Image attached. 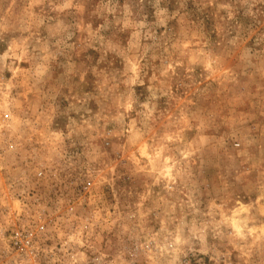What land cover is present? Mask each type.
I'll return each mask as SVG.
<instances>
[{
    "label": "rangeland",
    "instance_id": "obj_1",
    "mask_svg": "<svg viewBox=\"0 0 264 264\" xmlns=\"http://www.w3.org/2000/svg\"><path fill=\"white\" fill-rule=\"evenodd\" d=\"M42 209L99 264H264V0H0V264Z\"/></svg>",
    "mask_w": 264,
    "mask_h": 264
},
{
    "label": "built area",
    "instance_id": "obj_2",
    "mask_svg": "<svg viewBox=\"0 0 264 264\" xmlns=\"http://www.w3.org/2000/svg\"><path fill=\"white\" fill-rule=\"evenodd\" d=\"M41 175L42 172L38 171L36 174L37 179H40ZM81 185L82 192L80 196L84 199L86 198L87 201L93 200L89 184L82 183ZM84 185L87 187V190ZM70 199L73 198L70 197ZM23 207L22 205V209ZM72 209V207L68 208V210ZM45 211L47 210L42 209L41 212H36L34 217L30 219L25 211L22 210V214L17 215V220L12 227L3 231L2 237L7 243L9 253L14 255L19 264H33L29 260L30 257L45 264L48 262L51 264H62V262L69 264H99L100 260L88 254V249L92 247V237L90 235H94L100 229V225L98 226L93 219L94 212H90L91 216H84L80 220L68 218L66 223L60 222L59 224V219H49ZM72 213L70 212V214ZM103 216L104 214H102V218L99 220L100 224L105 220ZM42 228L46 230L43 234L39 232ZM57 233L63 234V238L53 239V236H56ZM80 234L86 235V238L90 236L91 239L88 242H72L69 247H65L64 238H78ZM47 237H49V241L46 239ZM58 241L60 242L56 244ZM50 242H53V245ZM20 251L23 253L21 252L20 254ZM81 256L84 258L83 262H71ZM107 259L105 256L103 264H107ZM186 264H189V262Z\"/></svg>",
    "mask_w": 264,
    "mask_h": 264
}]
</instances>
